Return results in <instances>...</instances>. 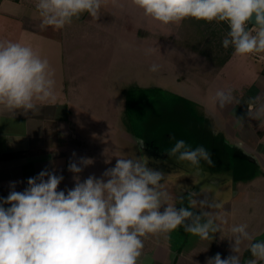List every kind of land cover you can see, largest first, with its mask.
<instances>
[{
	"label": "clouds",
	"instance_id": "9594fccd",
	"mask_svg": "<svg viewBox=\"0 0 264 264\" xmlns=\"http://www.w3.org/2000/svg\"><path fill=\"white\" fill-rule=\"evenodd\" d=\"M108 0H36L35 9L41 29H64L87 13L99 19ZM143 15L162 25L180 24L186 19L207 23L223 22L228 32L222 46L234 49V55L247 57L264 53V0H131ZM254 16V26H249ZM147 49L145 54H152ZM264 58V57H262ZM160 65L152 64L155 73ZM55 72L47 58L24 42L0 41V111L23 113L39 111L37 101L55 100ZM231 90H217L214 102L221 108L231 103ZM254 119L264 115V103H258ZM175 140L168 151L177 161L199 167L201 160L212 166L211 153L204 146L191 147ZM89 158L70 162L74 187L58 190L63 180L55 171L42 170L28 178L27 187L16 191L10 183L9 195L0 198V264H140L144 239L168 234L178 228L211 238L227 223L211 213H194L188 207L168 204L162 190L164 175L147 166L146 161L117 158L115 166L101 178L89 175L81 182L79 174L92 164ZM194 203V202H193ZM202 207L220 208V204L200 201ZM9 205V207H4ZM166 205V207H164ZM163 207V211L161 208ZM248 225H232V255L217 253L207 264H241L240 245L253 241ZM253 259L245 264L264 262V240L251 242Z\"/></svg>",
	"mask_w": 264,
	"mask_h": 264
},
{
	"label": "rangeland",
	"instance_id": "374dc122",
	"mask_svg": "<svg viewBox=\"0 0 264 264\" xmlns=\"http://www.w3.org/2000/svg\"><path fill=\"white\" fill-rule=\"evenodd\" d=\"M88 22L81 31L90 34V46L86 44L87 41H82L83 43L79 46H71L67 42L55 53L54 65L58 66L63 78L67 75L68 79L72 78L78 86L77 74L83 63L87 60L88 64V60L92 59L95 53H98L96 57L99 54L102 56V59L98 61L100 64L97 61L90 64L91 68L95 66L97 70L98 63L102 68L100 69L102 74L98 78L95 75L93 79L90 78L88 90H68V95L79 96L81 104L86 107L82 114L83 131L89 142L87 141L85 147L89 153L96 155V162H93L91 167L93 175L101 178L107 169L115 166L117 158L141 160L142 157L136 144L138 142L142 145V143L129 130L125 116L126 94L129 91L127 89H132L133 86L140 87V90L161 87L162 90H166V93L171 91L182 94L185 91L191 93L192 97L194 93L196 96H201L198 92L210 86L211 80L216 76L220 61L228 55L232 47L225 49L222 46V40L227 33L213 34V30L209 27L210 23L189 18L180 24L165 26L145 17L141 10L132 5L131 0H108V3L100 9L99 19L91 17ZM88 24H90V29L86 30ZM81 31L76 33L81 35ZM147 49H153L152 54L146 55ZM93 50L95 52H92ZM154 63L160 65L159 71L155 73L149 71ZM112 75L113 78L110 79ZM248 83L249 81H244L243 87L246 90L257 89V82L247 85ZM234 87V84L231 85L229 90L233 92ZM236 87L238 88L237 85ZM192 102L195 106L191 108H189L190 105L187 107L183 103L174 106V114L180 116L182 110L192 111L194 113L191 117L194 120L198 118L200 121L199 116H203L211 122L205 108L201 104ZM81 112L79 111L80 114ZM210 122H206L209 126L206 125L208 130H214L218 136L223 138V134H220L221 132L218 134L217 129L212 130ZM262 129L264 126L260 127V130ZM223 139L225 140V137ZM165 143L160 140L161 147H167ZM203 146L211 153L208 146ZM211 157H213L212 153ZM179 162V165L174 166L167 159L159 160L162 166H167L163 170H158L162 174H167L161 181L162 190L169 195L167 203L177 208L188 207L197 214L209 211L211 213L209 218L214 219L216 223H220L216 219L218 216L225 217L227 223L221 226L219 232L211 234L208 240H202L198 236L186 233L182 227L168 234L149 235L144 239V250L149 248L148 252L152 256L154 255L152 250L157 244L168 245L173 250L172 252L178 253V250L180 252L178 261L176 260L175 263L168 262L171 260L168 257L169 264H207L208 259L213 258L217 253L222 259L233 254L231 245L234 241L231 240L230 228L232 225L241 223L248 225L247 230L254 237L251 242L259 241L258 236L261 234L263 236L264 233V204L258 206L256 203H251L249 207L240 208L234 203L232 199H234L235 192L226 191V186L230 185L231 181L227 184L222 183L224 178H232L229 174H217L221 172L219 165L210 166L201 160L200 166L196 167L199 169L197 171L190 165V162ZM239 165L245 168L242 160L233 158V167L237 172ZM213 172L216 174H211ZM196 183L201 187H195ZM218 183L223 185L218 187ZM246 185L242 183L238 188L245 189ZM253 188L256 189L253 190L256 196H261L260 199L263 201L264 178L257 179ZM254 198L251 197L252 202ZM204 200L220 204L221 207H202L200 201ZM249 243L245 241L240 245L241 259L249 251ZM144 250V256L140 258V260L143 258V261L146 257H150ZM246 256L248 259H253L250 253Z\"/></svg>",
	"mask_w": 264,
	"mask_h": 264
},
{
	"label": "crops",
	"instance_id": "0c3cea01",
	"mask_svg": "<svg viewBox=\"0 0 264 264\" xmlns=\"http://www.w3.org/2000/svg\"><path fill=\"white\" fill-rule=\"evenodd\" d=\"M35 3L36 0L0 1V41L8 40L30 44L38 50L42 58L48 59L55 72V100L37 101L39 109L37 112L29 111L25 114L21 110L16 112L0 111V198H6L9 195L12 190L11 182H16V191H23L27 187L28 178L37 176L42 170L55 171V174L63 176L58 190L71 189L75 182L74 174L68 171L69 163L79 162L80 158H89L96 162V155L89 153L85 147L87 141L89 142L83 131L82 114L86 107L81 104L79 96L68 95V90H88L90 78L93 79L94 75L98 78L102 74L100 73V69H102L99 65L100 62H98L102 56L99 54L96 57L98 53H95L94 57L88 60V64L87 60L83 63L77 74L78 86L75 85L72 78L69 80L67 75L63 78L58 66L54 65L55 53L67 42L71 46H79L83 43L82 41H87L86 44L90 46V34L81 30H83L82 27H86V23H89L91 17L85 13L80 19L74 20L71 25L60 30L52 27L41 29ZM87 26L86 30L90 29V24ZM79 31H81V35L76 33ZM262 57H264V53L247 57H240L233 53L228 61L217 70L210 86L198 92L201 96H196L194 93L192 97L191 93L185 91L180 94L186 99L201 104L212 120L208 121L212 130L213 128L217 129L218 134L221 132L220 134H223L228 144L240 145L242 147L240 149L244 150L243 152L249 158L252 157L262 169L261 176L236 184L232 200L240 208L249 207L251 203H256L258 206L264 204V200L260 199L261 196H256L253 192L256 190L253 187L257 179L264 178V129L260 130V127L264 126V115L259 119H254L249 115L250 112L254 115L258 103H264V58ZM95 61L99 63H97V70L95 66L91 68L90 65ZM112 78L113 75L110 79ZM244 81H249L247 85L257 82V85L255 84L257 89L246 90L243 87ZM233 84L235 87L232 92V102L221 108L214 102L215 93L221 89L227 91ZM92 88L95 89V86L92 85ZM195 96L198 98L196 99ZM79 111H82L81 114ZM212 132L217 135L214 130ZM91 166L93 163L84 167L79 174L81 182L89 175H93ZM242 183L247 185L245 189L241 190L238 187ZM251 197H255L254 202L251 201ZM4 207H9V205H4ZM148 249L143 250L150 257H146V262L142 258L140 264L175 263L180 254L179 250L178 253L172 252L170 246L162 244L155 246L152 256ZM142 256L144 255L142 254ZM168 257L171 260L167 262ZM247 260L250 259L247 258Z\"/></svg>",
	"mask_w": 264,
	"mask_h": 264
},
{
	"label": "trees",
	"instance_id": "16d2710c",
	"mask_svg": "<svg viewBox=\"0 0 264 264\" xmlns=\"http://www.w3.org/2000/svg\"><path fill=\"white\" fill-rule=\"evenodd\" d=\"M249 26L252 25L249 24ZM209 27L213 30V34L221 32L220 35H222V32L227 33L229 30L227 24L223 22L219 24L212 22ZM233 53L234 49L231 48L228 55L220 61L217 70L228 61ZM127 90L129 91L126 94L125 116L129 130L151 149L161 153L162 157L167 156V159L171 160L167 151L174 146L175 140L170 139L171 136H174L176 140H185L193 148L201 145L208 146L213 155V165L221 166V172L217 174H229L236 181H250L259 172V166L240 148L229 145L222 137L216 136L211 130H208L209 126L206 123L208 120L203 116H199L201 119L198 121V118L194 120L191 117V114L194 113L192 111L182 110L180 116L174 114V106L176 107L180 103L187 107L190 105L189 108L195 106L192 100L175 92L166 93V90H162L161 87L140 90V87L133 86L132 89L128 88ZM122 121H125L123 117ZM160 140L166 142L167 147H161ZM233 158L242 160L245 168H241L243 165L241 167L239 165L237 172L233 167ZM193 168L196 169V167Z\"/></svg>",
	"mask_w": 264,
	"mask_h": 264
},
{
	"label": "flooded vegetation",
	"instance_id": "af4514ba",
	"mask_svg": "<svg viewBox=\"0 0 264 264\" xmlns=\"http://www.w3.org/2000/svg\"><path fill=\"white\" fill-rule=\"evenodd\" d=\"M216 136H218V135H216ZM136 139H139V138L136 137ZM136 144H137V146L139 148V154H141V156H142L141 157V160L146 161L147 162V166L149 168L158 171V170H163V169H165V167H167V166H162L163 164H160L159 163V160H161V158H162V154L161 153H159V152L151 149L145 143L143 145H139L138 142H137ZM163 175L166 176L167 174H163ZM261 175H262V169L259 167V172L256 174V176L253 179H255V178H257V177H259ZM231 178L232 179H230V178H224V180H223L222 183L223 184H227V183H229L231 181V184L228 185V186H226V191L229 190L231 193H233L235 191V189H236V184L239 183L240 181L234 180L233 177H231ZM223 184L218 183V187L219 186H222ZM196 186L197 187H201V185H199L198 183L195 184V187ZM261 236H262V234L258 236L259 237V241L260 240H264V233H263V236L262 237ZM249 253H250V251H249ZM246 261H247V256L243 258L242 264L245 263ZM262 263L263 262H261V264Z\"/></svg>",
	"mask_w": 264,
	"mask_h": 264
},
{
	"label": "water",
	"instance_id": "95a60500",
	"mask_svg": "<svg viewBox=\"0 0 264 264\" xmlns=\"http://www.w3.org/2000/svg\"><path fill=\"white\" fill-rule=\"evenodd\" d=\"M250 24H251L252 26H254V24H255L254 16H253L252 20L250 21ZM140 141H141V142H140ZM139 142L142 143V145H143V143H144L141 139L139 140ZM229 145H230V144H229ZM231 146H232V145H231ZM236 147H237V148H242L240 145H237V144H236ZM243 151H244V150H243ZM245 152H246V151H245ZM246 153H247V152H246ZM248 154H249V153H248ZM167 158H168L167 156L164 157V159H167ZM250 159H251L252 161H254L252 157H251ZM167 160H168V159H167ZM169 163L172 164V165H174V166H177V165H179L180 162L177 161L176 159H172V158H171V160L169 159ZM194 169H195V168H194ZM195 170L198 171L199 169H195ZM192 171H193V170H192ZM188 172H191V171H188Z\"/></svg>",
	"mask_w": 264,
	"mask_h": 264
},
{
	"label": "built area",
	"instance_id": "2783aa9c",
	"mask_svg": "<svg viewBox=\"0 0 264 264\" xmlns=\"http://www.w3.org/2000/svg\"><path fill=\"white\" fill-rule=\"evenodd\" d=\"M1 1V0H0Z\"/></svg>",
	"mask_w": 264,
	"mask_h": 264
}]
</instances>
